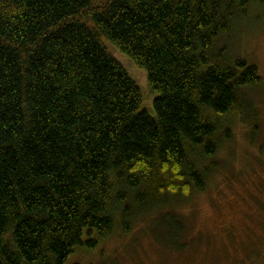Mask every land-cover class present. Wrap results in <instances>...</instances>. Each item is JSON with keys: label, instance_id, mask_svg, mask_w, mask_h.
I'll use <instances>...</instances> for the list:
<instances>
[{"label": "trees", "instance_id": "obj_1", "mask_svg": "<svg viewBox=\"0 0 264 264\" xmlns=\"http://www.w3.org/2000/svg\"><path fill=\"white\" fill-rule=\"evenodd\" d=\"M250 1L0 0V264H65L127 231L128 200L203 189L212 119L264 85L211 51ZM105 40L146 71L154 116Z\"/></svg>", "mask_w": 264, "mask_h": 264}, {"label": "rangeland", "instance_id": "obj_2", "mask_svg": "<svg viewBox=\"0 0 264 264\" xmlns=\"http://www.w3.org/2000/svg\"><path fill=\"white\" fill-rule=\"evenodd\" d=\"M230 23L215 39L212 53H220L223 61L242 59L254 65L264 84V1L251 0L244 14L237 13ZM104 44L140 89L139 111L154 116L157 94L146 71L109 41ZM243 99V113L239 108L212 119L220 129L216 152L195 156L205 174L203 189L193 190L187 200L161 206L165 200L140 207L128 200L127 231L118 217L110 234L98 239L93 249H75L65 264H234L254 251V228L247 227V215H256L255 204L264 215V85L247 89ZM225 129L229 138H223ZM167 213L175 216L176 225H166L170 220L162 214Z\"/></svg>", "mask_w": 264, "mask_h": 264}, {"label": "flooded vegetation", "instance_id": "obj_3", "mask_svg": "<svg viewBox=\"0 0 264 264\" xmlns=\"http://www.w3.org/2000/svg\"><path fill=\"white\" fill-rule=\"evenodd\" d=\"M259 206L261 207L260 204ZM259 206L258 204L253 206L254 210L257 212L256 215H247L249 217L247 227L250 230L254 228L253 239L251 240L253 246L256 248L234 264H264V215L261 214ZM223 228H225L224 230H228L229 225H224Z\"/></svg>", "mask_w": 264, "mask_h": 264}]
</instances>
